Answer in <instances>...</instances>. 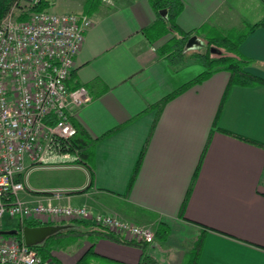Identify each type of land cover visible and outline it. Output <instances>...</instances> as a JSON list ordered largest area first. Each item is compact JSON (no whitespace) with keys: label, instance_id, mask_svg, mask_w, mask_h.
I'll use <instances>...</instances> for the list:
<instances>
[{"label":"crops","instance_id":"0c3cea01","mask_svg":"<svg viewBox=\"0 0 264 264\" xmlns=\"http://www.w3.org/2000/svg\"><path fill=\"white\" fill-rule=\"evenodd\" d=\"M87 1L44 3L55 13L92 18L68 86L83 85L93 98L71 120L91 139L105 136L94 145L91 167L45 168L76 170L79 179L33 188L26 176L23 196L63 191L61 204L88 206L155 232L162 225L169 233L145 244L74 221L52 253L56 264H189L200 238L196 264H264V147L218 129L264 143V83L233 85L219 115L231 76L225 70L152 107L204 68L194 60L183 72L170 66L150 0H99L89 13ZM183 2L177 24L203 29L200 38L264 21V0ZM239 50L252 61L245 70L264 79V26Z\"/></svg>","mask_w":264,"mask_h":264},{"label":"built area","instance_id":"2783aa9c","mask_svg":"<svg viewBox=\"0 0 264 264\" xmlns=\"http://www.w3.org/2000/svg\"><path fill=\"white\" fill-rule=\"evenodd\" d=\"M43 3L16 0L0 22V230L6 217L15 219L22 230L29 224L69 227L74 221H89L115 236L153 244L152 227L88 206L61 204L63 191L23 196L30 169L83 163L73 144L78 129L71 118L93 98L83 85L68 86L92 18L40 9ZM0 264L55 263L10 235L0 238Z\"/></svg>","mask_w":264,"mask_h":264},{"label":"trees","instance_id":"16d2710c","mask_svg":"<svg viewBox=\"0 0 264 264\" xmlns=\"http://www.w3.org/2000/svg\"><path fill=\"white\" fill-rule=\"evenodd\" d=\"M16 0H0V22L4 16L10 11ZM152 7L154 8L157 20L154 27L158 29V37H166V40L162 43L160 49L161 52L166 56L170 66L175 70L180 68L182 65L186 64L189 60H194L196 63L200 64L204 70L189 80L188 82L182 84L179 88L171 92L170 94L164 96L152 107H162V105L173 100L184 91L189 88L195 87L203 83L212 74L225 70L230 73V80L228 86L223 94L221 104L219 107V113L221 112L227 97L230 93V89L233 85H257L264 83V79L254 76L248 73L245 69L252 64V61L246 58L239 50L240 44L247 38V36L253 32L258 26H264V21H260L254 24H246L244 30H234L226 34L225 32H218L214 34H209L206 32L204 38L207 41L204 50H194L195 48L187 47L190 40V36L196 34L198 37L204 34L203 29H197L192 31L182 30L176 21L179 13L183 10L184 2L183 0H150ZM99 3V0H88L86 7L88 8V13L93 11ZM46 4L43 3L39 8L43 9ZM221 47L225 53L220 55H214L212 52V46ZM73 124L78 129V134L73 138V144L77 149H79L82 162L88 167H91L93 148L96 142L104 136L97 138H89L85 136L84 129L75 121ZM214 125L215 121H214ZM217 127V125H216ZM218 128V127H217ZM118 129V128H116ZM220 129L222 132L236 137L238 139L256 143L264 147V143L258 142L256 140L250 139L244 135L228 131L225 129ZM115 130L109 131L106 135L112 133ZM209 143V141H208ZM30 226H36L35 224H29ZM18 233L16 234L17 239L24 240L22 229L20 226H16ZM71 230H60L50 236H48L42 243L33 246V248L38 252L43 260H51L55 264L57 263L53 256V251L55 249L61 248L64 241L60 239L62 235L67 236V233ZM168 229L165 226L160 225L155 236L160 238H166L168 236ZM9 237L10 235H5ZM202 239L200 238L193 250V256L189 264H196L198 259V254L201 249ZM145 264H153L152 262H144Z\"/></svg>","mask_w":264,"mask_h":264},{"label":"rangeland","instance_id":"374dc122","mask_svg":"<svg viewBox=\"0 0 264 264\" xmlns=\"http://www.w3.org/2000/svg\"><path fill=\"white\" fill-rule=\"evenodd\" d=\"M220 34V32H218ZM216 33V35L218 34ZM227 32L226 34H228ZM215 34V33H214ZM207 41L205 38H198L196 34L190 36V40L188 42V48L190 51L195 48L194 50H204ZM192 48V49H191ZM212 52L214 55L224 54L225 51L218 46H212ZM187 68V67H185ZM185 68L181 67V72L185 70ZM190 69L194 70L195 72L199 73L200 66L198 64L190 65ZM203 70V69H202ZM81 177V174L76 170H55V169H44V168H35L30 169L27 175V184L30 187L36 188L40 186H48L53 185L55 182L58 181H66V180H76ZM4 230H12L15 229L16 220L6 217L3 222ZM3 237V236H2ZM0 236V238H2ZM190 254L186 257V262L189 263Z\"/></svg>","mask_w":264,"mask_h":264},{"label":"water","instance_id":"95a60500","mask_svg":"<svg viewBox=\"0 0 264 264\" xmlns=\"http://www.w3.org/2000/svg\"><path fill=\"white\" fill-rule=\"evenodd\" d=\"M68 226H25L22 230L23 239L28 246H35L42 243L48 236L67 229ZM18 230H0V236L16 235Z\"/></svg>","mask_w":264,"mask_h":264}]
</instances>
